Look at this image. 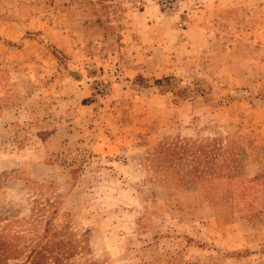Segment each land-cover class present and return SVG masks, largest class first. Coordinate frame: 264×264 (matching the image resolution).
<instances>
[{
    "label": "rangeland",
    "instance_id": "obj_1",
    "mask_svg": "<svg viewBox=\"0 0 264 264\" xmlns=\"http://www.w3.org/2000/svg\"><path fill=\"white\" fill-rule=\"evenodd\" d=\"M169 1L0 0L7 264H264V0Z\"/></svg>",
    "mask_w": 264,
    "mask_h": 264
},
{
    "label": "trees",
    "instance_id": "obj_2",
    "mask_svg": "<svg viewBox=\"0 0 264 264\" xmlns=\"http://www.w3.org/2000/svg\"><path fill=\"white\" fill-rule=\"evenodd\" d=\"M185 142L186 143L184 145H182V144L180 145L181 149H183V150H187V149L188 150L189 149L195 150L192 153L191 161L197 160L201 155V154H197V151L195 149L196 143H198V142H196L195 140L192 142H189V141H185ZM5 253H6V248H5L4 244H2V242L0 241V264H7L5 259H2V255ZM6 258H8L7 255H6ZM45 259H47V254L45 253V251L39 250L31 258V260L28 262V264H53L52 262L47 263V261ZM62 260H63L62 256H56V257H54L53 262H55V264H63Z\"/></svg>",
    "mask_w": 264,
    "mask_h": 264
},
{
    "label": "crops",
    "instance_id": "obj_3",
    "mask_svg": "<svg viewBox=\"0 0 264 264\" xmlns=\"http://www.w3.org/2000/svg\"><path fill=\"white\" fill-rule=\"evenodd\" d=\"M18 22H23V20H21V21H16V22H13V23H16V24H17ZM77 51H80V49H78ZM84 53H85V55H86V52H84ZM133 68H134V69H140V68H138V67H136V66H134ZM64 85H65V84H64Z\"/></svg>",
    "mask_w": 264,
    "mask_h": 264
},
{
    "label": "built area",
    "instance_id": "obj_4",
    "mask_svg": "<svg viewBox=\"0 0 264 264\" xmlns=\"http://www.w3.org/2000/svg\"><path fill=\"white\" fill-rule=\"evenodd\" d=\"M164 1H165L164 3L167 5H170V3H171L169 0H164Z\"/></svg>",
    "mask_w": 264,
    "mask_h": 264
}]
</instances>
